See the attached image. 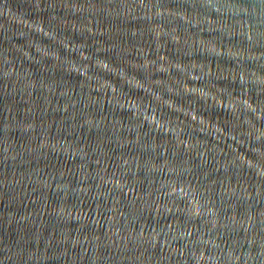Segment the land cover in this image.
Listing matches in <instances>:
<instances>
[{
    "label": "water",
    "instance_id": "95a60500",
    "mask_svg": "<svg viewBox=\"0 0 264 264\" xmlns=\"http://www.w3.org/2000/svg\"><path fill=\"white\" fill-rule=\"evenodd\" d=\"M0 264H264V0H0Z\"/></svg>",
    "mask_w": 264,
    "mask_h": 264
}]
</instances>
